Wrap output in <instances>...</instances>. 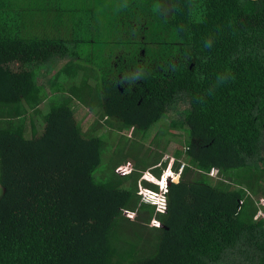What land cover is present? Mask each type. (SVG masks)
Segmentation results:
<instances>
[{
	"label": "trees",
	"instance_id": "trees-1",
	"mask_svg": "<svg viewBox=\"0 0 264 264\" xmlns=\"http://www.w3.org/2000/svg\"><path fill=\"white\" fill-rule=\"evenodd\" d=\"M170 114L153 144L182 130L189 165L162 212L138 192L152 156L95 175L116 150L96 127L140 148L119 133ZM0 184V264H264V0H0Z\"/></svg>",
	"mask_w": 264,
	"mask_h": 264
},
{
	"label": "rangeland",
	"instance_id": "rangeland-1",
	"mask_svg": "<svg viewBox=\"0 0 264 264\" xmlns=\"http://www.w3.org/2000/svg\"><path fill=\"white\" fill-rule=\"evenodd\" d=\"M84 17V14L80 15ZM66 17V16H65ZM65 18H61L58 19V21H61ZM67 19H65L66 21ZM53 25H51V31L53 32L54 29L52 27ZM70 37L71 38H75V32L70 30L69 31ZM68 34V35H69ZM91 36V35H90ZM82 63V62H80ZM60 68V65L58 64L57 66H55L51 73L47 74V78L51 77V75H53L58 69ZM43 69V68H42ZM42 72H45V70H42ZM48 73V72H47ZM46 78L42 77L40 79V83L43 82ZM53 95V93L51 94ZM73 107H74V111L76 112V118L78 120V122L81 124L83 130L85 132H89L92 128L93 125L96 123V120H98V116H96L88 107L80 104L79 102H74L73 103ZM42 113L43 115L47 114L51 108L50 106V102L46 101L42 104ZM173 114L167 115L165 117V119L163 118L159 123H157L156 125H154V128H152V132L150 134V136L146 139V140H142L141 136H134V130H128V131H123L122 133H119L120 135H126L128 137H132V139L137 138L139 141H141V143L143 144L140 148L137 147V145H135L132 141H128L127 139L125 140H120L119 136L115 133L117 132L114 129H111L106 122H104L103 120H100V124L97 125L96 129L98 131V133H100L101 136H103V139L105 140V142H107L106 146L109 147V151L107 152L106 157L112 156V152L113 149L115 150V152L113 153L112 156V163H104L100 166V168L97 170V172L95 173L96 176L100 177L101 179H105L107 178L114 170V163H116V165H118L115 169L116 172H118V174H122V171H119L118 169L120 167H124L123 171L127 172L126 175L131 174L135 171L137 165H138V160L139 159H143L144 157L149 158L150 156H152V158H154L156 161H159V164L161 163V169H162V176L160 178H158L155 174H153L152 169H147L143 175L139 178V183H138V192L140 193L142 199H143V195L142 192L144 191L145 195H150V193L155 194V196L157 197V199H159V193H163L165 192L164 187H166L165 182H168L167 180H171L177 182V180L181 179V173L182 171H184L185 167H187V165H189L187 163V161H185L183 158H176L174 156V154H172V152L174 150H176L177 148L181 147L184 141H185V134L182 130H173L171 129V133L173 134V139L176 141L173 144H170L167 148V150H164L161 148V146H165V143H162L160 145H154L153 144V138L155 133L157 132L155 129H157L158 131H160V129L163 128L164 124H169V122H171V118H172ZM164 120V122H163ZM43 130H41L40 134L42 133ZM115 131V132H113ZM111 132V133H109ZM94 135H98L97 133H94ZM32 132H30V130L28 129L25 133V137L27 139H31L32 138ZM116 139H119L118 141H116ZM135 140V139H134ZM138 141V142H139ZM140 143V142H139ZM120 146V148L118 149V147ZM138 154V155H137ZM139 158V159H137ZM125 165V166H124ZM176 167H178V170H176ZM189 178H194L196 176L197 173V169H195L194 167H192L189 170ZM104 174V176H101V174ZM212 178L210 179V182L212 184H215L219 179H224L225 177L223 175H220L219 172L217 170H212ZM164 184H162L163 180ZM147 182L149 184L155 185L158 187V190L155 191L151 188V186L145 185L144 182ZM4 193V189L0 184V197L3 195ZM150 203V202H149ZM260 209L261 211L264 209V199L262 198L260 200ZM159 210V209H157ZM127 215V217H129L131 220L135 219V213L129 211L127 213H125ZM264 215L263 212L259 213V216ZM151 225H158L157 220H153Z\"/></svg>",
	"mask_w": 264,
	"mask_h": 264
},
{
	"label": "built area",
	"instance_id": "built-area-1",
	"mask_svg": "<svg viewBox=\"0 0 264 264\" xmlns=\"http://www.w3.org/2000/svg\"><path fill=\"white\" fill-rule=\"evenodd\" d=\"M124 168V167H123ZM123 168H120L119 169V171H122V173L123 174H126L127 172H124L123 171ZM218 171V170H217ZM219 172V171H218ZM209 176H210V178H209V180L212 178L211 176H212V173L210 172L209 174H208ZM179 180V179H178ZM177 180V181H178ZM147 198H146V200L147 201H151L152 203H155V202H157V197L155 196V194H153V193H150V195H148V196H146ZM157 207H159V210H161V211H165V209H166V204L165 203H163V202H157Z\"/></svg>",
	"mask_w": 264,
	"mask_h": 264
},
{
	"label": "clouds",
	"instance_id": "clouds-1",
	"mask_svg": "<svg viewBox=\"0 0 264 264\" xmlns=\"http://www.w3.org/2000/svg\"><path fill=\"white\" fill-rule=\"evenodd\" d=\"M124 166H125V165H124ZM120 168H123V166L120 167ZM120 168H119V169H120ZM119 169H118V170H119ZM126 174H127V173H126ZM126 174H124V175H126ZM167 181H168V180H167ZM174 181H175V180H174ZM178 181H179V180H178ZM164 185H166V182H165ZM166 187H167V185H166ZM166 187H164L165 191H166ZM144 193H145V192L143 191V192H142V195H143V199H142V200H144L145 202H148V203L150 202L151 204L155 205L157 209H159V207H157V202H160V201L163 202V203H165L166 206H167V201H166V197H165V192H163V193H159V197H158L159 199H158L157 202H155V203H152L151 201H147V200H146V198H147L146 196H147V195H145ZM159 211H161V210H159ZM162 212H163V211H162Z\"/></svg>",
	"mask_w": 264,
	"mask_h": 264
},
{
	"label": "water",
	"instance_id": "water-1",
	"mask_svg": "<svg viewBox=\"0 0 264 264\" xmlns=\"http://www.w3.org/2000/svg\"><path fill=\"white\" fill-rule=\"evenodd\" d=\"M170 183L169 182H166V185L168 186Z\"/></svg>",
	"mask_w": 264,
	"mask_h": 264
},
{
	"label": "bare ground",
	"instance_id": "bare-ground-1",
	"mask_svg": "<svg viewBox=\"0 0 264 264\" xmlns=\"http://www.w3.org/2000/svg\"><path fill=\"white\" fill-rule=\"evenodd\" d=\"M164 181H165V180L162 181V182H163L162 184H164Z\"/></svg>",
	"mask_w": 264,
	"mask_h": 264
},
{
	"label": "flooded vegetation",
	"instance_id": "flooded-vegetation-1",
	"mask_svg": "<svg viewBox=\"0 0 264 264\" xmlns=\"http://www.w3.org/2000/svg\"><path fill=\"white\" fill-rule=\"evenodd\" d=\"M120 79H122V75H121Z\"/></svg>",
	"mask_w": 264,
	"mask_h": 264
}]
</instances>
